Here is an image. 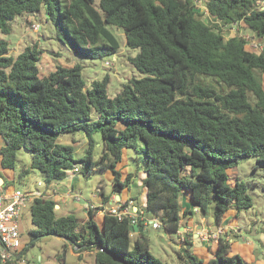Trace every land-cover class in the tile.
I'll return each instance as SVG.
<instances>
[{"label": "trees", "instance_id": "16d2710c", "mask_svg": "<svg viewBox=\"0 0 264 264\" xmlns=\"http://www.w3.org/2000/svg\"><path fill=\"white\" fill-rule=\"evenodd\" d=\"M258 1L0 0L1 33L11 34L18 17L42 14L56 39L80 57L117 53L120 42L110 28H122L127 45L139 50L129 61L142 75L121 83L112 97L108 76L88 86L78 62L41 75L38 42L15 57L10 42L0 38L3 168L16 170L26 150L31 162L19 179L38 170L48 187L76 167L75 174L83 175L96 167L111 171L113 190L122 193L133 173L121 181L118 164L133 149L145 175V209L167 232L182 226L183 195L205 214L213 205L218 226L228 214L238 220L254 201L243 181L231 182L229 170L249 157L264 168V50L250 48L238 33L227 38L224 30L245 27L263 41L264 5ZM79 131L89 141L82 156L75 140H62ZM98 133L102 153L95 160ZM101 195L102 205L90 206L84 223L73 213L60 215L52 197L33 198L30 234L61 237L79 246L78 252L93 251L95 264H164L151 253L145 230L132 246L128 217L105 214L97 222L110 199L102 189ZM192 243L186 238L180 246V264H255L224 236L206 263Z\"/></svg>", "mask_w": 264, "mask_h": 264}, {"label": "rangeland", "instance_id": "374dc122", "mask_svg": "<svg viewBox=\"0 0 264 264\" xmlns=\"http://www.w3.org/2000/svg\"><path fill=\"white\" fill-rule=\"evenodd\" d=\"M201 11L206 13V8L203 4H199ZM12 33L5 35L0 32V38H4L10 42L11 54L17 57L22 53L26 46L38 42L39 47L43 50L42 58L39 63L41 75H48L56 69L57 65L72 66L75 62L82 65V76L87 85L90 86L92 81L101 80L104 77L110 78L108 93L110 96H115L121 89V83L131 79L141 77V73L129 61V57L136 56L138 49H133L127 45L124 30L120 27L112 26L110 29L117 36L120 42V49L113 55H106L103 58H85L74 54L70 49L65 47L59 40L56 39L55 27L46 21L44 15L33 16L29 14L25 17H18L12 23ZM238 33L241 36L249 39V47L255 49L259 53L264 50V40H258L251 36L248 29L245 27L228 28L225 27L224 34L227 38ZM60 52V56L58 55ZM109 62L110 64H106ZM264 83V74L261 75ZM102 138L96 134L97 144L95 147V160L101 157L102 146L99 143ZM85 151L79 153V156L84 155ZM136 152L133 149L125 150L121 162L118 164V170L122 173L121 181H125L127 173H133V178L129 187L126 190L137 205L141 199H144L145 189L143 187L141 176L143 173L138 168L136 161ZM18 167L16 169L17 176L12 185H17L23 191L38 187V182L44 183L42 174L38 170H34L25 177L19 179V172L29 166V155L26 150H21L19 155ZM134 158V159H133ZM255 158L249 157L244 159L236 168L229 170L231 182L235 180L243 181L248 187V193L254 201V206L248 210L241 211L238 217V226L245 231V236L259 246V237L262 235L264 228V168L258 167ZM79 187L74 190V193L80 194L81 200L77 202L71 201L67 208L58 211L60 215L73 213L80 221L87 218V209L85 208L88 201H99V197H95L96 192H101L103 189L107 195L112 193L113 189V174L111 171H101L98 168H93L88 174H80ZM42 187V186H41ZM97 196V195H96ZM31 202L27 201L22 208L20 217V232L21 241L23 243L24 258L31 264H95V255L93 251L78 252L74 245L57 236L45 235L34 238L29 230L33 228L31 215ZM139 208L145 210L146 218L141 221L144 226L145 233L150 241L151 253L160 259L164 264H180L178 251L180 243L177 233H168L161 225L158 229L152 226L150 219L154 218L152 214L146 211V202L140 205ZM213 205L209 207L206 221L208 218L215 223L213 214ZM233 212V211H231ZM205 214V213H204ZM102 215V214H101ZM103 216V215H102ZM102 216L96 218L101 224ZM204 216V215H203ZM235 223V222H234ZM236 224V223H235ZM233 224V225H235ZM232 225V226H233ZM226 228V229H225ZM224 228L226 234L236 237V229L226 226ZM211 234L219 233L218 227L210 231L201 230L200 236L213 242ZM132 246H134L138 234L131 232ZM216 240V239H215ZM236 241V240H235ZM34 242V244H32ZM218 245V242L214 241ZM66 248V251H65ZM264 258V257H263Z\"/></svg>", "mask_w": 264, "mask_h": 264}, {"label": "crops", "instance_id": "0c3cea01", "mask_svg": "<svg viewBox=\"0 0 264 264\" xmlns=\"http://www.w3.org/2000/svg\"><path fill=\"white\" fill-rule=\"evenodd\" d=\"M63 141L72 143L73 140L76 142L74 143L75 149L77 154L85 151L88 147V138L83 131H79L75 133L74 135H68L64 136L62 138ZM101 144V143H100ZM4 146V140L0 136V150ZM30 159V157H29ZM31 161L29 160V163ZM128 174V173H127ZM17 176L16 170L13 169H4L2 166V155L0 154V193H8L11 192L14 189H21L17 187V185H9L12 181L14 182L15 178ZM144 174L141 176V181L143 184V178ZM41 183V185H39ZM80 184V177L78 174L71 173L69 174L65 179L63 180H56L54 181L50 186L46 187L45 183H42L41 181L38 182V187L34 189H28V191H33L36 189L42 190L46 197H52L56 201V209L58 211L62 210L63 208H67L68 204L73 201L77 202L76 200L72 199L68 196L69 191L72 192V190H75L79 187ZM42 186V187H41ZM103 190V189H102ZM125 189L122 193H117L112 189V193L109 194L110 199L108 204H110L114 199L118 200L121 203H125L127 200L129 204L133 205V208L139 207L140 205H143L146 202V191L144 199H141L143 201H140V204L137 205L134 196L129 195L126 193ZM101 191V190H100ZM104 191V190H103ZM105 193V191H104ZM106 194V193H105ZM97 195V196H96ZM95 197H99V201L91 200L90 202L86 204L85 208L88 210L90 206H100L102 205V195L101 192H96ZM107 195V194H106ZM32 202V201H31ZM107 204V205H108ZM181 207H182V219H181V228L179 232L177 233L179 241L181 240L180 246H182L183 241L187 238L188 240H191L192 243V250L194 253H196L199 257H201L205 263L212 257L213 253L217 249V245L214 244V241L211 242L207 240L206 238H203L200 236L201 230L210 231L211 229L222 227L225 228L226 226L232 227L233 229H236V237H232L229 235L232 239V244L235 252L240 253L242 256H244L249 262H254L255 264H264V228L261 230L262 235L259 237V246H257L252 240L248 239L247 236H245V231L242 230L241 227L238 226L237 221H231L234 213L228 214L224 220L221 223V226H218L216 221L215 223L210 221L208 218L207 222L206 218L207 213L204 214L197 206L192 204L190 200L187 199L185 195L181 197ZM188 211V212H187ZM214 214V211H213ZM204 215V216H203ZM98 216H102L100 213H98ZM88 219V216L86 219L80 221L81 223H84ZM236 224H235V223ZM235 224V225H233ZM233 225V226H232ZM158 229V228H157ZM226 229V228H225ZM140 231V230H139ZM135 232V233H139ZM169 233V232H168ZM236 240V241H235ZM87 252V251H84Z\"/></svg>", "mask_w": 264, "mask_h": 264}, {"label": "built area", "instance_id": "2783aa9c", "mask_svg": "<svg viewBox=\"0 0 264 264\" xmlns=\"http://www.w3.org/2000/svg\"><path fill=\"white\" fill-rule=\"evenodd\" d=\"M261 6L264 5V0L258 1ZM249 40V39H248ZM109 64V62H106ZM79 168H75L72 173L78 172ZM41 185V183H39ZM69 197L76 201H80V194L74 193V190L69 191ZM35 197H46L42 190L36 189L33 191H23L22 189H14L8 193H0V263L1 264H31L24 258L23 243L21 241L20 232V217L22 208L27 201L31 202ZM100 214L112 215L119 220L128 217L131 220V225L140 224L146 218L145 210L139 207L133 208L131 204H124L118 200H113L106 205L104 209L99 211ZM154 228H159L162 223L158 217L150 219ZM219 233L211 234L209 237L214 241L219 242L220 237L224 236L232 242V239L226 234L224 228L218 227ZM78 251L79 246L74 245Z\"/></svg>", "mask_w": 264, "mask_h": 264}, {"label": "water", "instance_id": "95a60500", "mask_svg": "<svg viewBox=\"0 0 264 264\" xmlns=\"http://www.w3.org/2000/svg\"><path fill=\"white\" fill-rule=\"evenodd\" d=\"M0 180H1V178H0ZM144 231V227L142 226V225H140V224H134V225H131L130 226V231L131 232H138V231Z\"/></svg>", "mask_w": 264, "mask_h": 264}]
</instances>
